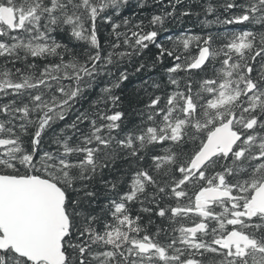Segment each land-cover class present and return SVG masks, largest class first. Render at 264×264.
I'll list each match as a JSON object with an SVG mask.
<instances>
[{
	"label": "snow or ice",
	"instance_id": "6c2138e0",
	"mask_svg": "<svg viewBox=\"0 0 264 264\" xmlns=\"http://www.w3.org/2000/svg\"><path fill=\"white\" fill-rule=\"evenodd\" d=\"M153 2L145 30L130 0H0V264H264V0ZM194 14L224 33L157 42ZM149 45L172 63L130 123Z\"/></svg>",
	"mask_w": 264,
	"mask_h": 264
},
{
	"label": "trees",
	"instance_id": "16d2710c",
	"mask_svg": "<svg viewBox=\"0 0 264 264\" xmlns=\"http://www.w3.org/2000/svg\"><path fill=\"white\" fill-rule=\"evenodd\" d=\"M140 0H130V4L127 8H125L122 12V16L134 17L135 21L143 20L146 28L145 30H149L148 20L150 19L151 15L158 14L165 9H162L159 4H155L153 0H147V6L144 8L137 7V4ZM222 2V0H220ZM167 3V0H165ZM200 0H183L181 4L177 5V12H180L184 9L185 5L192 6L193 12H200L199 8ZM170 11L171 9H167ZM222 16H227L228 13L221 10ZM203 19V15H191L186 17L177 16L176 18H172L166 21L164 29H162L159 33L157 38L158 43H163L167 48H173L174 42L180 37L182 34L189 33V34H199L203 35L206 32H212L214 35L216 34H223L224 33V26L215 25V26H205L201 23ZM229 28L239 31L243 26H228ZM111 29L108 26H104L101 29V35L106 36L107 33ZM168 37H172V40H169ZM63 42L69 44V46L75 45L77 42L70 41L67 37L63 38ZM220 41H216L215 46H219ZM82 51L81 49H78ZM191 53L195 55L196 49L193 46L190 49ZM159 54V50L155 47V45H149V48L144 50V53L137 59H134L131 64L127 65L129 71V79L128 81L124 82L121 85V88L117 90V94L121 96L123 100V109L127 114V120L130 123H134L138 120V115L136 109L141 106V100L139 96L142 95L140 89L142 87V81L148 80L149 77L157 81H162L165 78V68L170 66L172 61L170 58L165 57L163 63H156L155 67H153V61L155 57ZM187 54V53H186ZM0 63H2V59H0ZM139 63H144L146 67L139 73L135 71V68L139 65ZM183 75V74H181ZM99 89H95L91 95L83 102L85 108L89 107V104L92 101H95L98 98ZM72 117L69 116V120ZM125 167L127 165H122L121 163L117 164V167ZM111 178V177H107ZM103 203V201H101ZM138 211V206H134V212ZM157 224H163L164 227H169L167 221H161L157 219L155 216L152 217ZM145 222L147 221V216H144ZM154 231V228L149 230ZM163 235L161 239H163ZM205 259H209L205 257Z\"/></svg>",
	"mask_w": 264,
	"mask_h": 264
},
{
	"label": "flooded vegetation",
	"instance_id": "af4514ba",
	"mask_svg": "<svg viewBox=\"0 0 264 264\" xmlns=\"http://www.w3.org/2000/svg\"><path fill=\"white\" fill-rule=\"evenodd\" d=\"M206 257H208V256H206ZM209 258V257H208Z\"/></svg>",
	"mask_w": 264,
	"mask_h": 264
}]
</instances>
